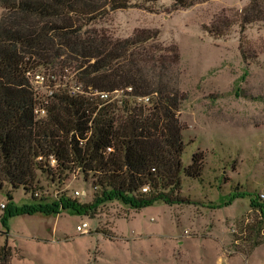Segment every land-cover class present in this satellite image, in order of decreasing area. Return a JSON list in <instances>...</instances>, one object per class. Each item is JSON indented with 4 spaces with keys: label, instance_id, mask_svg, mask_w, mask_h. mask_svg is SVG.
<instances>
[{
    "label": "rangeland",
    "instance_id": "374dc122",
    "mask_svg": "<svg viewBox=\"0 0 264 264\" xmlns=\"http://www.w3.org/2000/svg\"><path fill=\"white\" fill-rule=\"evenodd\" d=\"M250 2L205 0L172 10V0H160L148 9L110 12L89 27L114 39L150 32L157 38L148 50L177 51L178 87L186 98L179 112L185 126L182 160L188 167L202 153V177L183 175L180 195L188 201L183 205L155 202L134 211L106 202L89 216L71 211L9 216L33 200L23 188L5 185L0 248L7 255L0 264H264V213L249 198L229 203L232 196L250 193L264 204V21L242 25ZM256 3L264 20V0ZM3 14L0 8V19ZM213 26L219 37L209 33ZM35 71L78 84L69 69ZM41 186L51 193L67 188L69 200L94 201L92 184L79 170L63 187L53 188L47 177ZM75 190L87 195L75 197ZM82 221L90 224L86 235L76 232Z\"/></svg>",
    "mask_w": 264,
    "mask_h": 264
},
{
    "label": "trees",
    "instance_id": "16d2710c",
    "mask_svg": "<svg viewBox=\"0 0 264 264\" xmlns=\"http://www.w3.org/2000/svg\"><path fill=\"white\" fill-rule=\"evenodd\" d=\"M159 1L0 0V191L5 185L23 188L33 200L9 216L64 211L89 216L115 201L134 211L155 202H188L180 195L182 177L201 178L204 157L198 152L188 167L183 164L185 126L179 112L186 98L178 87L179 54L162 46L148 50L157 38L150 32L114 39L89 28L110 12L148 9ZM203 1L172 0V10ZM256 1L245 9L242 25L264 21ZM217 28L208 31L219 37ZM240 51L247 62V53ZM39 68L69 69L85 91L132 92L118 104L61 88L39 117L28 75ZM144 97H150L149 105L137 102ZM77 170L92 184V203L44 193L41 178L60 188ZM240 198H249L252 208L264 213V204L250 193L232 196L229 203ZM3 255L5 247L0 259Z\"/></svg>",
    "mask_w": 264,
    "mask_h": 264
},
{
    "label": "built area",
    "instance_id": "2783aa9c",
    "mask_svg": "<svg viewBox=\"0 0 264 264\" xmlns=\"http://www.w3.org/2000/svg\"><path fill=\"white\" fill-rule=\"evenodd\" d=\"M28 75H29L32 87L34 89V92L36 93L38 101H39V104L35 110V113L39 117H44L46 115V106L48 104H50V102L52 101L55 92L61 88H67L68 87L70 89V93L72 95L83 94V95H88V96H92V97H98V98H100L102 100H106L108 102H113V103L117 102L118 104L122 103V100L124 99V97L127 93L132 92L131 88H128L127 90H116L112 93L99 92V91H95L92 89H89V91H85L82 86H78V85L69 86L67 84H64L63 82L60 83L57 76H55L56 74H53V73L50 75H45V74L39 73L37 71H32V72H29ZM137 102L141 103L143 105L150 104V97L138 98ZM54 163L55 162L53 160L51 162L52 166H54ZM73 174H75V172ZM147 191H148L147 187L143 188L144 193H146ZM44 193L46 195H50V197L55 199V200H59L63 196L67 197L68 190H67V188H62L59 190H55L53 193L45 190ZM73 195L75 197H84L87 195V193L81 192L79 190H75V191H73ZM262 197H264V196H262ZM0 209L5 210L6 206L1 205ZM76 232L80 235L88 234L90 232V224L86 221H82L76 227Z\"/></svg>",
    "mask_w": 264,
    "mask_h": 264
}]
</instances>
